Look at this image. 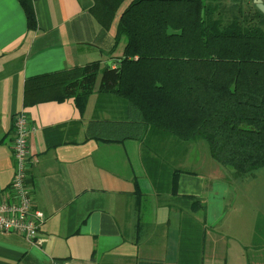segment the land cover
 I'll list each match as a JSON object with an SVG mask.
<instances>
[{"label":"crops","instance_id":"1","mask_svg":"<svg viewBox=\"0 0 264 264\" xmlns=\"http://www.w3.org/2000/svg\"><path fill=\"white\" fill-rule=\"evenodd\" d=\"M89 1L32 0L37 21L32 30L17 0H0V202L13 197L14 119L22 114L28 128L26 185L32 207L44 217L37 232L41 243L0 231V264H197V257L183 255L182 215L159 202L144 171L138 139L125 138L118 123L97 121L110 116L94 114L96 92L81 112L73 98L23 103L28 77L92 61L116 65L124 40L112 53L110 48L119 15L131 0L122 3L108 30L90 14ZM56 126L59 130L48 134L51 141L70 135L76 143L48 149L45 130ZM203 167L207 172L208 165ZM190 171L180 173L177 191L200 196L206 205L204 214H194L207 227L201 264H230V241L214 227L227 214L224 168L217 170L216 181ZM135 182L143 193L139 211ZM248 248L243 246L231 264H264L263 248L254 257L245 253Z\"/></svg>","mask_w":264,"mask_h":264},{"label":"trees","instance_id":"2","mask_svg":"<svg viewBox=\"0 0 264 264\" xmlns=\"http://www.w3.org/2000/svg\"><path fill=\"white\" fill-rule=\"evenodd\" d=\"M17 1L27 28L36 29L32 0ZM124 1L90 0L88 10L108 30ZM121 40L114 67L92 61L28 77L23 103L73 98L81 112L96 92L94 114L110 116L97 121L118 123L125 138L138 139L159 202L182 215L183 255L201 264L207 227L194 214H204L206 205L200 196L178 194V177L192 173L183 163L199 139L234 178L264 167V13L253 0H131L119 15L110 53ZM54 130L58 126L45 130L48 149L76 143L70 135L51 141ZM142 197L135 182L138 211Z\"/></svg>","mask_w":264,"mask_h":264},{"label":"rangeland","instance_id":"3","mask_svg":"<svg viewBox=\"0 0 264 264\" xmlns=\"http://www.w3.org/2000/svg\"><path fill=\"white\" fill-rule=\"evenodd\" d=\"M100 79L101 71L98 73L96 86ZM191 146L183 167L202 173L209 180H219L217 170L220 171L223 167L209 156L207 143L199 139ZM205 164L208 165L207 172L203 167ZM223 172L228 187V196L224 202L227 214L214 227L230 241L228 246L231 264L234 257L244 252L243 246L249 247L245 252L248 256L254 257L258 248H263L264 252V167L242 179L234 178L228 168H224Z\"/></svg>","mask_w":264,"mask_h":264},{"label":"built area","instance_id":"4","mask_svg":"<svg viewBox=\"0 0 264 264\" xmlns=\"http://www.w3.org/2000/svg\"><path fill=\"white\" fill-rule=\"evenodd\" d=\"M13 160L14 173L10 182L13 197L0 202V231L17 232L31 242L41 243L37 232L44 217L40 210L32 207V197L26 185L28 128L22 114L14 119ZM52 264H72L68 260L54 261Z\"/></svg>","mask_w":264,"mask_h":264},{"label":"water","instance_id":"5","mask_svg":"<svg viewBox=\"0 0 264 264\" xmlns=\"http://www.w3.org/2000/svg\"><path fill=\"white\" fill-rule=\"evenodd\" d=\"M257 8L264 13V3L262 0H253Z\"/></svg>","mask_w":264,"mask_h":264}]
</instances>
